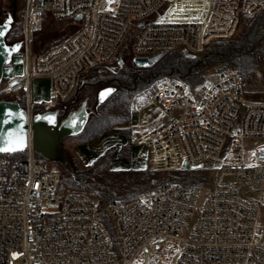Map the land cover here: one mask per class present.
<instances>
[{"label":"built area","instance_id":"2783aa9c","mask_svg":"<svg viewBox=\"0 0 264 264\" xmlns=\"http://www.w3.org/2000/svg\"><path fill=\"white\" fill-rule=\"evenodd\" d=\"M181 1L198 3L181 11L191 20H161ZM263 10L264 0H26L25 71L4 80L0 95L19 96L32 121L34 81L50 82L42 112L51 111L77 93L84 73L116 63L131 34L134 58L177 50L199 57ZM47 14L77 30L35 55ZM129 111L128 128L148 148L151 171L202 164L198 170L215 169L211 187L169 181L128 203H108L114 242L98 216L101 198L66 187L61 166L39 157L30 135L25 151L0 152V264H264V147L249 164L245 154L246 139L264 138V103L246 100L241 76L217 69L195 86L160 76L133 92Z\"/></svg>","mask_w":264,"mask_h":264},{"label":"rangeland","instance_id":"374dc122","mask_svg":"<svg viewBox=\"0 0 264 264\" xmlns=\"http://www.w3.org/2000/svg\"><path fill=\"white\" fill-rule=\"evenodd\" d=\"M25 4L26 0H0V24L9 18L11 19V29L6 35V42L9 45L21 43V19L25 9ZM186 7L191 8L189 4L184 5V3L176 2L171 6L169 11L161 20L179 21L182 19H189L183 16V13L181 12ZM165 10L166 8L162 9L160 13H164ZM259 14L253 18L242 20L236 33L230 39L211 41L205 47L203 54L240 36L242 38L245 37L251 28L259 24ZM157 16L158 14L153 15L150 19L146 20V22H153ZM76 30L77 27L71 21H57L53 19L51 14H47L45 26L34 38V54H45L49 50L55 48L63 39H65L68 35L73 34ZM133 42L128 44L125 59H120L123 60V62L127 61V63L131 66H133L132 61L134 59L132 53ZM120 60H118V62ZM118 62L117 65L119 64ZM110 67L115 69L116 63L110 65ZM217 69L218 68L210 69L208 72ZM226 69H232L241 76L245 86V98L247 101L252 104L264 103V86L261 82L262 73L264 71V56L261 64L257 67L256 63L252 59L246 58L242 61L241 68L234 69L232 67H227ZM24 71V54L20 52L13 56L9 65H6L4 69V79L0 83V88L3 86L4 80L21 76L24 74ZM81 78L78 84V89L81 83ZM34 89L35 99L39 102L38 109L42 110L43 101L48 98L50 82L46 79H38L34 81ZM16 97L3 94L0 95V101L7 100L19 102V96ZM110 97L100 104L98 102V96L96 95L95 102L87 106V113L89 115L88 122H90L92 118L100 115H114L116 119L114 120V124L111 128L103 129L91 134L86 132V124L80 133L67 136L62 140V150L65 154L66 163L59 165L62 168V176L64 177V180L66 181L70 174L72 175L87 172L88 174H91L93 179L98 183L105 185H126L131 181H139L140 178L145 177L156 179L157 183L160 182L164 172L151 171V154L148 148L146 146H138L134 132L128 128L131 121L130 111L128 116L126 113L122 114L123 116H126L122 122L118 118L119 115L110 106ZM67 102L58 101L53 110L61 112ZM153 111L155 112L156 110ZM263 147L264 138L246 139L245 154L247 164L251 163L250 159L254 152L258 148ZM191 172H195L192 174H199L203 178L202 183L198 187H211V181H213L215 176V169L213 167H209L207 170H194ZM139 195L140 194H138V196Z\"/></svg>","mask_w":264,"mask_h":264},{"label":"trees","instance_id":"16d2710c","mask_svg":"<svg viewBox=\"0 0 264 264\" xmlns=\"http://www.w3.org/2000/svg\"><path fill=\"white\" fill-rule=\"evenodd\" d=\"M193 7L194 5H192ZM259 17V24L251 28L243 38L240 36L193 59L186 58L181 51L177 50L162 55L152 67L145 69L134 68L127 61H124L122 66L117 65L118 60L125 59L128 44L133 42L134 34H131L118 54L116 68L99 65L84 73L77 93L65 104L63 110L59 112V117H67L70 113L77 111L83 104L89 106L95 102L96 95L98 96L101 89L115 87L116 92L111 95L109 100L110 106L123 122L126 116L122 114L129 115L130 97L133 92L146 88L160 76L179 75L187 84L195 86L203 81L205 74L210 69H224L227 67L239 69L242 66V61L246 58L252 59L257 67L261 64L264 56V10L259 14ZM261 82L264 86V71ZM20 103L22 102L20 101ZM37 111L42 112L40 109ZM115 119L114 115L94 117L87 123L86 132L93 134L111 128ZM38 156L43 158L39 154ZM163 172L162 180L158 183L156 179L145 177L140 178L139 181L123 184L124 186L98 183L87 172L70 174L66 181L64 177H62V180L64 185L66 184L73 191H88L101 198L98 213L100 222L112 240L116 242L115 230L106 209L108 203L114 201L128 203L134 200L138 194L144 193V190L145 192L156 190L160 185L169 181H178L185 187H198L203 179L201 175L192 174L195 172L191 171Z\"/></svg>","mask_w":264,"mask_h":264},{"label":"water","instance_id":"95a60500","mask_svg":"<svg viewBox=\"0 0 264 264\" xmlns=\"http://www.w3.org/2000/svg\"><path fill=\"white\" fill-rule=\"evenodd\" d=\"M10 18L0 24V30L4 31V35L0 36V83L4 79V69L9 65L15 54L21 52V43L9 45L6 42V35L11 29ZM162 55L153 58L136 57L132 61L134 68H150ZM186 58H195L193 54L184 53ZM119 66L123 65V60L119 61ZM111 89L112 92L107 95L103 101L100 94L105 90ZM116 91L115 87H107L99 91L98 102L101 104ZM89 115L87 113V105L83 104L77 111L70 113L67 117H59V112L55 110L39 112L32 121L28 120L26 110L18 101H0V148L9 147L8 133H13L12 141L17 139L22 144L15 145V151H0L2 153H18L23 152L27 148L28 138L31 135L34 148L37 154L43 158L65 164V154L62 150V140L71 135L80 133L88 122ZM203 165L190 166L187 162L183 168L187 170L202 169Z\"/></svg>","mask_w":264,"mask_h":264},{"label":"snow or ice","instance_id":"6c2138e0","mask_svg":"<svg viewBox=\"0 0 264 264\" xmlns=\"http://www.w3.org/2000/svg\"><path fill=\"white\" fill-rule=\"evenodd\" d=\"M8 23H11V20H9ZM3 35H4V31H3V30H0V36H3ZM111 92H112L111 89H108V90H105L104 92H102V93L100 94V98H101V100L103 101V99H104L107 95H109ZM13 135H14L13 133H8V136H9V138H10V140H9V144H10V146H9V147H5V148H0V151H15V150H16L15 145H17V144H22V141L19 140V139H17L16 141H12L11 138L13 137ZM262 151H264V150H262Z\"/></svg>","mask_w":264,"mask_h":264},{"label":"bare ground","instance_id":"6f19581e","mask_svg":"<svg viewBox=\"0 0 264 264\" xmlns=\"http://www.w3.org/2000/svg\"><path fill=\"white\" fill-rule=\"evenodd\" d=\"M181 3H184V5L185 4H189L190 7H192V5H194L193 9H195V10L200 9V7H199L198 3H196V1H186V2L181 1ZM186 20H191V19H182V20H179V21H170V22H181V21H186Z\"/></svg>","mask_w":264,"mask_h":264}]
</instances>
